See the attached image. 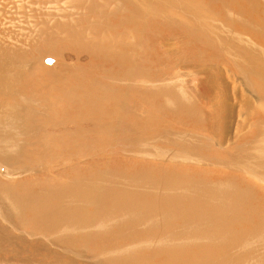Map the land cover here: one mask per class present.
Wrapping results in <instances>:
<instances>
[{
	"label": "bare ground",
	"instance_id": "1",
	"mask_svg": "<svg viewBox=\"0 0 264 264\" xmlns=\"http://www.w3.org/2000/svg\"><path fill=\"white\" fill-rule=\"evenodd\" d=\"M256 1L176 0L171 2L169 0L166 6H151L152 10L156 9L155 12H161L163 15L160 17L162 19H148V22L144 20L145 13L127 8L126 13L120 16V26L111 34V40H117L121 45H112L114 43L107 42L105 38L106 41L102 42H86L88 38L83 37L78 30L63 32L57 30L52 33L50 31L41 33L43 38L40 44L46 46L38 48H42L45 56L38 60L33 56L38 48H29V51L23 54V58H19L17 65L14 64L15 59L4 60L0 57V131L5 135L4 140L7 143L16 148L19 146L24 148L21 159L14 160V164H10L9 167L16 165L26 168L25 170L32 168L37 170L32 171L37 175L28 179L23 176L13 182L0 176L1 264H84L81 261L83 258H87V262L91 259L84 254L90 253L92 257H101V261H93V264H145L144 260L152 261L153 264H245L247 262L246 254L244 256L239 253L227 254V250L235 245L229 242L228 238L233 237L232 231H237L239 237L245 236L249 231V224H242L241 229L236 223L240 220H231V217L238 207L243 206L244 195H252L251 193L255 192L260 200L262 196L257 188H253L251 193L229 188L223 191V188L218 189V187L231 182V179L217 180L212 177L214 180H211L216 187L203 188L200 192H195V188L199 186L189 189L180 187L182 190L176 191L172 183L165 182L169 186L165 188V184H162L164 178H170L168 175L176 177L177 174H181L175 179L177 184L183 185L190 178L188 175H183L186 171H177L173 168L176 172H172L170 171L172 166H169L170 173H162L163 169L167 168L158 163L154 167L155 170L166 174L161 178L149 173L150 164L140 158L141 156L139 159L143 161L134 160H138L135 156L143 151L142 143L147 139L145 133L150 128L158 130L160 137H168V140L166 139L168 143L175 139L171 137L172 134L165 131L171 129L163 124L162 115L165 109L163 106L166 103L162 105V100L165 97L169 98L173 93L167 82L178 80L182 74L187 76L188 80L196 81L207 94H216L218 90L221 91L226 87L225 81H222V76L224 73L226 75V72L227 77L230 73L232 78L244 83L250 94H254L256 102L252 105V101H249L250 96H244L247 100L243 99L245 103L243 108H249V112L246 111L244 119L238 123L233 144L225 150L221 146L227 142V125L223 119L221 122L219 119L222 107L220 99L218 100L220 106L211 104L213 110L211 117H214V123L210 125L209 118L206 119L208 128H203V131L208 135L203 136L202 139L213 132L218 134L219 144L213 145L214 152L211 154L217 152L223 160L232 162V165L236 162L240 163L246 153L257 151L260 141L264 139V9L260 15ZM196 4L197 7L194 9ZM102 5V10L108 7ZM201 9L203 15L198 14ZM225 12L243 17L250 25L232 21L231 18V20L226 19ZM110 19H112L111 15L103 12L99 24L114 29L115 25ZM254 23L258 27L254 26ZM64 27L77 28V23L73 25L66 23ZM100 27L95 25L90 28L93 37L100 35ZM219 33L230 36L219 38ZM57 34H63L67 39ZM245 34L249 35V39L243 37ZM231 36L239 40H247L248 45L240 44ZM165 39L168 40L169 47L164 50L156 44L165 43ZM170 40L174 44L172 49H170L172 46ZM67 42L73 44L69 45ZM52 44L54 46L49 49ZM226 44L229 45L228 57L221 54ZM149 47L155 49L151 51L153 56L147 53L150 52ZM65 52L74 54L77 59H80L79 55L82 54L86 56V62L74 60L69 64L67 58L64 59ZM184 52H190L187 58L183 57ZM159 56L173 57L176 60L175 69L179 65L178 67L185 69V72L170 74L163 69ZM46 58H51L48 65L43 63ZM215 71L216 75H213ZM136 77L142 79L143 83L136 82ZM146 80L148 83H145ZM177 82L173 86H178ZM233 82L234 85L238 83L235 79ZM149 85L153 86L152 89L164 85L163 88L166 90L159 87L160 90L155 92L148 87ZM179 88L181 87L178 86ZM240 90L242 92L244 88L241 87ZM151 108L154 111H151ZM183 109L182 115L193 120L192 108ZM3 115L5 119L2 118ZM155 117L158 121H152L154 124H145L147 126L145 133H140L137 129L130 130L131 123H138L139 120L144 123ZM246 118L247 123H245ZM42 124H47L51 131L62 128L59 142L64 154L71 145L84 149L86 146L89 148L95 144L99 145L107 139L109 142L107 145L113 142L117 146L108 153H116L119 150L118 154L130 155L134 165L130 166L128 163H125L127 166L119 163L111 165V163L98 169L102 167L101 164L84 160L83 166L75 164L63 169L52 167L53 174L56 175H50L44 166L48 165L46 160H52L50 163L52 166H58L60 162L65 165L66 162L56 155L46 157L39 155L42 150L41 145L45 144L47 148L53 147L52 138L48 133H41L39 139L35 137V128ZM160 124L167 128L163 129ZM245 126L247 132L238 137ZM201 143L203 146L202 140ZM173 147L175 151L180 150L181 153L185 149L186 152L188 151L187 154L196 157L201 154L211 156L210 151L207 152L205 147L198 150L187 149L186 144ZM6 154L5 156L2 150L0 159L8 158L11 153L7 150ZM13 155L15 156V151ZM42 159L43 164L39 163ZM230 162L226 163L229 165ZM40 166L44 167L40 168ZM137 174H144L143 183L149 187L146 189L147 198L145 197L149 205L146 204L145 207L150 208L151 211L147 213L142 208L140 211L133 209V204L137 201L141 202L145 196L132 191V186L140 180L135 179ZM207 179L210 178L206 177L204 180ZM194 181L195 179L190 178V185ZM112 187L116 191L111 189ZM204 199L210 203L200 205L199 202ZM221 199L223 200L220 201ZM151 203H154L155 207L150 206ZM163 204L165 207H162ZM196 209L206 214L208 221H211L219 210L224 211L223 221L220 224L211 221L214 223L216 240L223 238V243L212 246L210 243L206 244V241L199 243L196 239L193 241L187 239L185 243L175 245L165 243L170 242L169 239L164 241L156 240L155 237L154 240L146 239L154 232L167 234L171 225H178L182 221H194L197 216ZM159 213L165 215L160 216ZM156 215L160 217L157 220L161 225L156 222ZM172 218H175V221H171ZM232 224L235 228L228 227L233 226ZM198 237L201 239L202 235ZM148 241L160 244L155 249L151 246H143L149 244ZM53 243L55 248L50 247ZM61 243L66 249L65 254L60 253ZM135 243L142 246L128 248ZM210 249H214L216 253L208 254L206 251ZM13 256L21 259L16 257L14 258L16 261L11 262ZM255 264H264V259L256 260Z\"/></svg>",
	"mask_w": 264,
	"mask_h": 264
},
{
	"label": "rangeland",
	"instance_id": "2",
	"mask_svg": "<svg viewBox=\"0 0 264 264\" xmlns=\"http://www.w3.org/2000/svg\"><path fill=\"white\" fill-rule=\"evenodd\" d=\"M105 1L109 3L107 4ZM110 1L111 0L109 1L103 0V2L102 0H0V57H2L4 60L15 59L14 64L17 65L19 62V58L22 59L23 54L25 52L27 53L29 51V48H38L39 46H42V47L46 46V44H40L42 42L41 39L43 38L41 36V33H46L49 31L50 33H52L57 30H60L61 32L67 31V30H73V29L78 30V33H80L83 37L88 38L85 40L86 42H102L103 40L104 41L107 40V42L112 41L114 43L112 45H121L119 41L117 42V40H111V34L114 30L117 29V27L120 26L119 24L121 21L120 16L126 13L127 8H129L132 11H135V9L142 11L143 13H145L144 20L145 21L147 20L146 22H148V19L149 20L158 19V18L162 19L160 17H162L163 15L161 12H155L156 9L152 10L151 6H156V5L166 6V2H168L169 0H127V1L126 0H123V1L113 0L111 2L112 4L110 3ZM175 1L176 0H171V2H175ZM248 1H252V0H248ZM256 2H257L256 4L259 6L258 11L260 15H262L261 11L264 9V4H263L264 0H260V1L257 0ZM102 4H104L105 7L106 6L108 7L102 10V7H103ZM113 4H116V6H114ZM196 7H197V4L193 8L195 9ZM103 12L111 15L112 19H110V21L112 24L115 25L114 29L111 27H104L103 24H99L100 22L99 18ZM203 13L204 12L202 9L198 11V14L203 15ZM228 13L227 12L224 13L225 14L224 16L226 17V19L228 20L232 19V21L242 23V24L246 23L250 25V23L246 21L245 19H243V17L241 16L237 17L235 14H232L230 12ZM257 20L259 21L258 18ZM66 23H68L69 25L70 24L73 25V23H77V28L70 29V28L64 27ZM95 25H98L99 27L101 26L100 32H99L100 35L93 37L90 31V28ZM253 25L258 27L255 23ZM57 35H61L64 39H67L63 34H57ZM226 35L230 36L229 34L224 35V33H219L220 37L219 36L217 37L221 38V36L223 37ZM248 36H249L248 34L243 35L245 39H249ZM231 37L233 38V40L238 41L242 45H248L246 42L247 40L246 41L244 39L239 40L233 36ZM59 41H62V40H59ZM167 41L168 40L165 39V43L157 42L156 45L158 47L161 46V48L165 50L169 47L167 44ZM240 41L243 43H241ZM67 43L69 45L73 44L71 42H67ZM133 44H135L134 41H133ZM53 46H54L53 44L50 45L49 49H51ZM228 46L229 45L226 44V47L223 48L221 51L222 55L224 56L226 55L225 57H228L229 55L228 50H227ZM173 47H174V44L172 42V46H170V49H172ZM118 48H120V46ZM138 49L140 50V48ZM148 50L150 52H147V53L153 56L154 54L151 51H154L155 49L149 47ZM184 54H183V57L187 58L190 52H184ZM71 55L72 54L70 53H66L64 56V59L67 58L69 64H72L74 60H80L81 63L86 62V56L82 54L79 55L81 56L80 59H77L76 57H74V54L72 55V57ZM33 56L36 57V58L34 57V59L38 60L39 58H42L45 56V52L42 51V48L40 49L38 48L36 49V51H34ZM155 59L158 61L156 57ZM160 59L163 65V69L168 71L170 74L175 73V72H181V73L185 72L184 71L185 69H181L182 67L181 68L178 67L179 65L177 66V69H175L176 60L173 57H170V58L160 57ZM50 62H51V58H46L45 60H43V63L46 65L50 64ZM7 63L8 61L5 62V64ZM172 63H174V65ZM25 74H27V71ZM213 75H216V71L214 72ZM228 75L229 77H227V72H226V75L224 73L222 76V81H225L226 83V87H225L226 90L225 88L221 91L218 90L216 94H207L198 85L196 81L188 80L187 79L188 77L183 74L178 80H171L173 82L168 81V79H166V82L168 81L167 83H169L167 84V86L173 89V91H171V93L172 92L173 93H172V96H169V98L165 97L166 99L164 98V100H162V105L166 103L163 106V108L167 110L166 111L164 109L162 118H163V124L166 126L168 125L170 129L173 130L171 131V130L166 129L165 131L172 134L171 137L175 139L171 140L170 141L171 144H170L167 142L168 137L166 138L160 137L158 134V130L152 129V128H150L151 131L148 130V132L146 131L147 133H145V130H147V126L145 124L147 123L154 124L152 121L154 122L158 121L156 120V117H159V116H156L154 119L148 120L149 122L146 121L144 123H141V121L139 120L138 123H131L132 127L130 130L137 129V131H139L140 133L142 132L145 133L146 134L145 138H147L146 141L142 143L141 150L143 151H141L135 156L137 157L138 160L135 159L134 161H139V160L143 161L142 159H145L144 161L150 164L149 167L147 166L150 170L149 173L151 174L154 173V175L160 176L161 178L162 176L170 173L168 171L169 170L168 167L172 166V169L170 171L176 172L174 171L176 169L177 171L178 170L182 172L186 171V174H183V175H186V176L188 175L191 179L192 178L195 179V181L192 183L193 186L190 185V178H188L183 183V185H180V184H177V180L175 178L181 174H177L176 177L168 175L170 178H164V182L162 184H165V188H167L169 186L166 185V183H172V185L176 187L175 189L176 191L182 190V188L180 187H185L186 189H189V188L199 186L195 188L196 189L195 192H200V190L203 188L210 189V188L216 187V184H214L211 180V179L214 180V178H216L217 180H221L223 178L231 179V182L229 183L226 182L224 183V185H221L220 187H218V189L223 188V191L225 190V188H229L233 190H240V191H243L244 193H251L253 191V188H257V190H259L260 196H262L260 200L257 198L258 196L255 192L254 193L252 192L251 193L252 195H244L243 206L238 207V209H236L233 212L232 217H231L232 218L231 220L233 219L240 220L236 222L239 228L243 226L242 224H249L250 225L248 229L249 231L243 237H239L237 231H232L231 234L233 237L228 238V241L234 243L235 245L227 250V254L229 255H233L234 253H239V254H243L244 256V254H246L247 262H245V264H255L256 260L264 259V197H263L264 196V193H263L264 192L263 191L264 190V139L260 141V145L257 151L253 153H246L242 157V161L240 163L236 162V164L234 163L233 165L231 164L232 162L223 160V157H221L220 154H218L217 152H215V154L213 153V155L211 154V152H214L213 145L215 146L216 144H219L218 140H220V138L218 134L213 132L212 134H209L208 137H205L204 139H202L203 136L208 135L206 131H203V128L207 127L206 123L208 122L206 121V119L209 118L210 125L214 123L213 121L214 117H211L213 116V110L211 109L212 103H215L217 106H220L218 103V100L220 99L222 101V107L220 109L221 117L219 119H220V122H221V119H223L227 125L226 127L227 142L221 145L224 150L229 148L230 144H233L234 136L236 134L235 131L238 126V123L242 122V120L245 117L246 111L249 112V108L248 109L243 108L244 107L243 104H245L243 103L244 102L243 99L247 100V98L244 96H248V97L250 96L249 101H252L251 102L252 105H255L256 100H255L254 94L253 95L250 94L246 86L244 87V83L242 81L240 80L238 81V79L234 77L232 78L230 73ZM139 79L140 78L136 77L135 81L138 83H143V80L142 79L139 80ZM212 79L216 81L214 76H212ZM233 79H235L241 85V87L244 88L242 92L240 90L241 87H239L238 83L237 85H234L235 83L233 82ZM166 82L164 84H166ZM176 82L178 86H180L181 88L178 89V86L176 85L173 86V84ZM145 83H148V80H146ZM217 85H218V82H217ZM148 87L152 89L153 86L151 87L149 85ZM159 87H162L163 90L165 89L163 88L164 85L159 86ZM158 88L156 87V88H153L152 90H154L155 92H158V90H160V88L159 89ZM182 106H184L183 108H188V107L192 108L191 112L194 117L193 120H189L187 117H184L182 115L181 110H184ZM61 109L64 110L65 108H61ZM198 110L199 112H197ZM151 111H154V109L151 108ZM2 118L5 119V115H3ZM245 123H247V118L245 119ZM160 126L163 129L167 128L165 126H162V124H160ZM43 132H46L48 133V135H50V137L52 138L53 147L47 148L45 144L41 145L42 150H41V153H39V155L44 156V157L56 155V156L62 157L61 160H64L63 162H66L65 165H62L61 164L62 162H60L58 166L56 165L52 166L50 165L52 160H46V163L48 165H44V166H45L46 172H50V175H53V176L56 175V174H53L52 167H58V168L63 169L64 167H67L69 165H75V164L78 166H83L84 164L82 163L84 160H88L87 162L93 163V164H101L102 167L98 169H102L105 166H107L106 164H111V163H112L111 165L117 164V163L122 164L123 166H127L126 165L127 163L130 166L134 165L132 163L130 155L125 156V155H122L121 153L118 154L119 150L116 153L115 152L112 154L108 153L110 152L111 149L112 151L113 149H116L117 146L113 142L107 145L109 143L107 142V139L106 141L100 143L99 145L95 144V146H91L89 148L88 146H86L84 147V149L82 147L76 148L73 145H71V147H69L66 150V154H64L62 146L59 142V138L62 133V128H55L53 131H51L47 124H42L41 126L36 127L34 130L36 139H39L41 133ZM246 132H247V128L245 126L243 130L238 134V137L245 135ZM4 137L5 135L0 131V152L4 150V154L6 156L8 154V153L6 154L8 150L11 154L8 158L1 157L0 176H4L9 181L13 182L14 180L18 178H22L23 176L26 177L25 179H28L34 175H37V173L32 172L35 170L34 168L30 170H25L26 168H23L22 166L15 165V166L9 167L10 164H14V160L18 161L21 159L22 155L24 154L23 153L24 148L23 146H19L18 148H16L14 145L7 143L4 140ZM176 137H179V138H176ZM169 139L171 138L169 137ZM193 140L194 141L196 140V141L194 142ZM201 140L203 142V146H201L202 145ZM173 141L176 143L174 144ZM183 144H186L187 149L193 148L195 150H198V149L205 147L207 149V152L210 151L209 153L211 156H204L203 154H201L196 157V156L187 154L188 151L186 152L185 149L183 150L182 153L180 152V150L178 151L174 150V147H173L174 145L182 146ZM145 148L146 149L148 148V150L146 151ZM14 151H15V156L13 155ZM68 153H71V154L68 155ZM72 153H74V155ZM139 157L142 159H139ZM24 159L25 161H27L26 158ZM42 161L43 159L40 160L39 163H42ZM226 162H230V164L228 165ZM156 164L158 165L163 164L165 168L167 169H163L164 171L162 170L163 171L162 173H166V174H162L161 172L155 170L154 167H156ZM44 166H40V168L41 167L43 168ZM143 177H144V174H140V175L137 174L135 179L136 180L140 179L141 181L137 180L138 183L135 186H132L133 192H139V194L145 195L141 202L137 201L135 202V204H133V209L140 211L142 208L143 210L145 209V213H147L151 211L150 208L145 207L146 204L149 205V203L146 202V198H147L146 194L148 192L146 189H148L149 187L144 185ZM206 177L210 179L204 180L206 179ZM111 189L115 190V188L113 187ZM159 190H161V188H159ZM222 200L223 199H221L220 201ZM136 203L138 204L136 205ZM209 203L210 202L209 201L207 202L206 199L199 202L200 205H207ZM164 204L162 207H165ZM248 204H250V206H247ZM150 206L155 207V204L151 203ZM158 207H160V204L158 205ZM247 209H250V210H247ZM201 212L202 211L200 209H196L195 213L197 216L194 221L190 220L187 222L185 221L179 222L178 225H171L172 227L170 228V231L167 234L165 233L160 234L158 232H154L150 237H147L146 239L154 240L153 239L154 237L156 240L163 239V241L165 239H169L170 242H165V243L175 244V245L185 243L184 241L187 239H189V241H193V239H196L199 243L206 241V244L210 243L212 246H216V244L223 243L224 242L223 238L216 240L217 236L214 232L215 230H214L213 222L220 224L223 221L222 214L224 213V211L219 210L218 214H215V216L211 218V221L213 222L208 221L207 215ZM159 215L162 216L165 214L159 213ZM155 218H156V222L160 223L159 225H161V222L157 220V219H160V217L156 215ZM171 221H175V218H172ZM209 223H212V225H209ZM232 225L234 226V224ZM233 226H228V227L235 228V226L234 227ZM198 235H202L201 239H199ZM151 242L143 246H151L153 249H155V247L160 244L156 242L154 243L153 241ZM141 244H146V243H141ZM138 246H142V245H139V243H135L134 245L133 244L130 245L128 248L138 247ZM50 247L55 248L56 246L53 243L50 245ZM245 248H246V251H245ZM65 250L66 249L63 248L62 243H61L60 253L62 254L67 253ZM206 252L208 254L216 253L214 249L207 250ZM84 255L86 257L91 258L88 260L92 264H93V261H101V257H95V256L92 257L91 253L84 254ZM16 257L17 259H21L18 256ZM16 257L13 256L11 262H15L16 260L14 258ZM81 261L84 264L86 263L90 264L89 262H87V258H83ZM144 263L153 264L152 261H148V260H144Z\"/></svg>",
	"mask_w": 264,
	"mask_h": 264
}]
</instances>
